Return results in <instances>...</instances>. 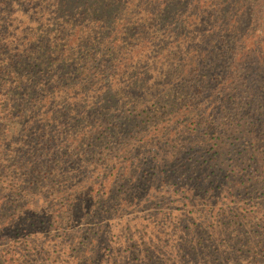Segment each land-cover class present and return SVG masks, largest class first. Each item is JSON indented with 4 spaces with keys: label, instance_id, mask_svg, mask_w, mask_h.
Segmentation results:
<instances>
[{
    "label": "trees",
    "instance_id": "16d2710c",
    "mask_svg": "<svg viewBox=\"0 0 264 264\" xmlns=\"http://www.w3.org/2000/svg\"><path fill=\"white\" fill-rule=\"evenodd\" d=\"M0 264H264V0H0Z\"/></svg>",
    "mask_w": 264,
    "mask_h": 264
}]
</instances>
